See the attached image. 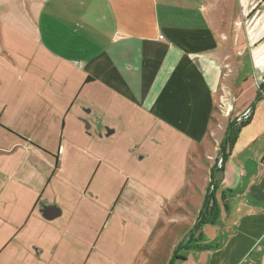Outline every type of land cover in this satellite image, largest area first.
I'll list each match as a JSON object with an SVG mask.
<instances>
[{
    "label": "crops",
    "instance_id": "0c3cea01",
    "mask_svg": "<svg viewBox=\"0 0 264 264\" xmlns=\"http://www.w3.org/2000/svg\"><path fill=\"white\" fill-rule=\"evenodd\" d=\"M0 91L17 137L61 143L56 155L46 148L45 167L32 151L27 167L8 169L0 149V264L55 253L57 202L48 194L65 143L85 144L89 156L103 148L117 156L119 143L163 144L176 159L190 152L203 192L190 227L209 192L225 225L201 226L193 237L204 248L181 250L176 261L264 264V212L250 211L264 202V0H0ZM248 116L225 157L227 127ZM241 232L258 243L248 248ZM179 240L164 264H176L174 250L187 241Z\"/></svg>",
    "mask_w": 264,
    "mask_h": 264
},
{
    "label": "rangeland",
    "instance_id": "374dc122",
    "mask_svg": "<svg viewBox=\"0 0 264 264\" xmlns=\"http://www.w3.org/2000/svg\"><path fill=\"white\" fill-rule=\"evenodd\" d=\"M224 79L227 81V76ZM244 81L240 79L239 83ZM1 113L0 110V149L9 156L2 157L5 166L27 167L26 154L36 151L39 165L45 167L50 161L43 156L46 148L50 147L56 155L61 143H26L7 126L9 113L5 112L4 117ZM104 145L112 147L110 143ZM62 147L65 152L64 162L59 165L62 171L53 177L55 189L48 194L50 200L57 202L53 212L55 231L50 240L56 243V250L51 254L47 249L38 264H164L179 237L188 240L203 195L193 184L194 159L190 152L188 157L176 159L165 152L163 144L119 143V153L112 157V151L108 155L104 148L91 156L82 154L85 144H79L78 149L70 148L68 143ZM51 159L56 161V156ZM219 196L216 192L217 200ZM261 204H255L250 211L264 212V202ZM61 211L65 222L71 225L70 232L59 217ZM173 216L179 222L169 224L165 218ZM218 220L225 225L222 218ZM165 229L168 236L164 239L160 236L165 234ZM240 236L248 248L257 241L244 232ZM148 240L153 250L157 247V254L152 251L155 255H151L150 248L145 249ZM34 241V238L28 241L30 247ZM200 243L206 244V239L201 238ZM258 256L257 251L248 261ZM241 258L235 256L232 262Z\"/></svg>",
    "mask_w": 264,
    "mask_h": 264
},
{
    "label": "trees",
    "instance_id": "16d2710c",
    "mask_svg": "<svg viewBox=\"0 0 264 264\" xmlns=\"http://www.w3.org/2000/svg\"><path fill=\"white\" fill-rule=\"evenodd\" d=\"M250 117L243 118L240 122L234 121L231 123L227 129H226V135L225 140L221 144L220 150L223 154H225V157L227 156V153L231 152V150L234 148L236 141L238 140L239 133L241 128L245 127L249 121ZM224 157V160H225ZM213 192H209L208 196L206 197L205 205L203 207V210L200 214L198 222H196L195 227L193 231L191 232V235L189 236L188 240L186 242H183L179 244L176 249L174 250L173 257L171 262L176 261V259H180L178 256L179 251L181 250H191L195 248H204V245L200 243L201 238L200 236L198 238H194V234L199 230L201 225L205 224H215L218 220V209L212 204V200L209 202V199H213ZM209 202V204H207Z\"/></svg>",
    "mask_w": 264,
    "mask_h": 264
},
{
    "label": "built area",
    "instance_id": "2783aa9c",
    "mask_svg": "<svg viewBox=\"0 0 264 264\" xmlns=\"http://www.w3.org/2000/svg\"><path fill=\"white\" fill-rule=\"evenodd\" d=\"M160 39H163V37H162V36H160ZM226 111L230 112V110H229V109H227ZM50 153H51V154H55L54 150H50Z\"/></svg>",
    "mask_w": 264,
    "mask_h": 264
},
{
    "label": "water",
    "instance_id": "95a60500",
    "mask_svg": "<svg viewBox=\"0 0 264 264\" xmlns=\"http://www.w3.org/2000/svg\"><path fill=\"white\" fill-rule=\"evenodd\" d=\"M252 108L249 109V111H251Z\"/></svg>",
    "mask_w": 264,
    "mask_h": 264
}]
</instances>
